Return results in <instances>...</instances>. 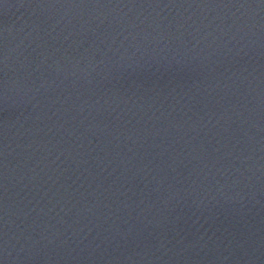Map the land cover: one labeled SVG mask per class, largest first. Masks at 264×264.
I'll use <instances>...</instances> for the list:
<instances>
[{
	"label": "water",
	"instance_id": "1",
	"mask_svg": "<svg viewBox=\"0 0 264 264\" xmlns=\"http://www.w3.org/2000/svg\"><path fill=\"white\" fill-rule=\"evenodd\" d=\"M0 264H264V0H0Z\"/></svg>",
	"mask_w": 264,
	"mask_h": 264
}]
</instances>
